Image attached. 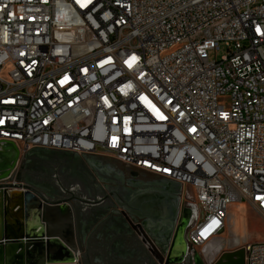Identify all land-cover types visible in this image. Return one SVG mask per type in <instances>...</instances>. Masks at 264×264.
I'll use <instances>...</instances> for the list:
<instances>
[{
	"label": "built area",
	"instance_id": "obj_1",
	"mask_svg": "<svg viewBox=\"0 0 264 264\" xmlns=\"http://www.w3.org/2000/svg\"><path fill=\"white\" fill-rule=\"evenodd\" d=\"M6 140L179 183L195 249L233 204L264 218V0H0Z\"/></svg>",
	"mask_w": 264,
	"mask_h": 264
},
{
	"label": "flooded vegetation",
	"instance_id": "obj_2",
	"mask_svg": "<svg viewBox=\"0 0 264 264\" xmlns=\"http://www.w3.org/2000/svg\"><path fill=\"white\" fill-rule=\"evenodd\" d=\"M17 175L47 199H71L75 264H161L174 234L184 227L187 240L197 216L196 208L184 205L178 183L150 179L106 156L36 148Z\"/></svg>",
	"mask_w": 264,
	"mask_h": 264
},
{
	"label": "water",
	"instance_id": "obj_3",
	"mask_svg": "<svg viewBox=\"0 0 264 264\" xmlns=\"http://www.w3.org/2000/svg\"><path fill=\"white\" fill-rule=\"evenodd\" d=\"M33 149L22 155L12 141H0V264H75L79 249L71 199H47L15 176L21 160ZM152 248L158 259L157 247ZM163 255L161 264H207L187 243L184 227ZM245 256L244 248L225 251L214 264H245Z\"/></svg>",
	"mask_w": 264,
	"mask_h": 264
},
{
	"label": "rangeland",
	"instance_id": "obj_4",
	"mask_svg": "<svg viewBox=\"0 0 264 264\" xmlns=\"http://www.w3.org/2000/svg\"><path fill=\"white\" fill-rule=\"evenodd\" d=\"M223 53V50L219 51L217 57L219 58ZM209 56L213 59L215 57L214 52H210ZM218 102L226 108L230 107L229 96L219 97ZM189 195H193L191 190ZM229 240L232 241L228 242ZM221 241L226 243V247L219 252L216 246L217 242ZM262 243H264V218L248 204H233L229 208L224 231L217 238L209 242V259L212 256L209 264H212V261L223 251L240 249L244 245L250 246ZM210 252L215 253L211 254Z\"/></svg>",
	"mask_w": 264,
	"mask_h": 264
},
{
	"label": "crops",
	"instance_id": "obj_5",
	"mask_svg": "<svg viewBox=\"0 0 264 264\" xmlns=\"http://www.w3.org/2000/svg\"><path fill=\"white\" fill-rule=\"evenodd\" d=\"M122 164V163H121ZM134 170V169H132ZM139 172V171H138ZM141 174L145 175L146 177L150 178V179H154V178H157L156 176L154 175H151V174H147V173H144V172H140ZM181 189H182V186H181ZM232 240H229L228 242H231ZM233 242H235L233 240ZM226 247V243L221 241V242H217V246L216 248L219 249V252L221 250H223L224 248ZM197 251L202 255L203 259L206 261L207 264H209V260L212 259V256H210V259H209V243H207L205 246L201 247V248H197ZM228 251V250H226ZM229 251H232V250H229ZM225 252V251H223ZM222 252V253H223ZM211 253V252H210ZM215 252H212L211 254H213ZM218 253V252H217ZM220 253V254H222ZM219 254V255H220Z\"/></svg>",
	"mask_w": 264,
	"mask_h": 264
}]
</instances>
